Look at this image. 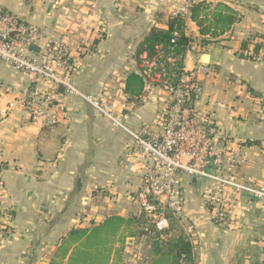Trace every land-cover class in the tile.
<instances>
[{
  "label": "crops",
  "instance_id": "1",
  "mask_svg": "<svg viewBox=\"0 0 264 264\" xmlns=\"http://www.w3.org/2000/svg\"><path fill=\"white\" fill-rule=\"evenodd\" d=\"M179 1L0 0V5L45 27L50 36L73 44L85 39L92 51L82 56L73 84L118 111L128 101L125 78L137 69L136 44L155 22L165 27ZM205 1L225 3L242 17L220 41L203 48L211 72L199 74L205 91L199 106L215 117L219 135L236 142L260 141V149L254 144L243 148L238 171L264 185V43L255 60L239 55L251 53L240 48L242 40L264 35V0ZM47 17L49 26L44 25ZM186 27L189 36L200 38L194 22L188 20ZM196 54H185V68L196 65L202 53ZM33 86L25 73L0 58V264H50L72 228L99 224L112 214L139 213L132 198L138 181L127 154L128 134L83 97L65 92L56 93L52 122H29L20 101ZM250 89L259 94V121ZM160 96L154 89L145 102L128 105L121 114L125 124L137 128L150 123ZM9 102L13 107L4 113ZM180 178L196 264H264V198L250 202L229 192L231 220L223 228L204 205L205 181ZM150 252L147 235L127 237L121 262L149 264Z\"/></svg>",
  "mask_w": 264,
  "mask_h": 264
},
{
  "label": "built area",
  "instance_id": "2",
  "mask_svg": "<svg viewBox=\"0 0 264 264\" xmlns=\"http://www.w3.org/2000/svg\"><path fill=\"white\" fill-rule=\"evenodd\" d=\"M196 2L180 0L171 16L181 15L186 23L190 20V8ZM90 50L85 39L73 44L55 38L47 34L45 27L31 25L0 5V58L34 83L20 101L27 120L41 124L52 122L57 88L63 86L65 93L83 97L113 126L125 131L129 136L127 154L135 165L138 181L132 198L139 211H153V200L160 206L156 229L166 228L172 218L191 236L193 224L184 214L181 175L205 181L204 204L219 226H226L231 220L229 192L250 202L264 198L262 184L257 185L251 177L238 174L241 156L237 142L219 135L215 117L199 106L205 97L199 74H209V64L197 62L191 68L184 65L175 82H171L165 77L167 72L158 48L150 58L142 54L135 70L145 81L138 102H145L154 89L160 90L161 96L153 120L132 128L125 124L121 114L134 102L122 103L117 111L97 98L82 94L73 84V72ZM203 52L200 38H192L186 53ZM167 61L171 59L168 57ZM12 107L13 103L9 102L4 113ZM2 186L0 162V191Z\"/></svg>",
  "mask_w": 264,
  "mask_h": 264
},
{
  "label": "trees",
  "instance_id": "3",
  "mask_svg": "<svg viewBox=\"0 0 264 264\" xmlns=\"http://www.w3.org/2000/svg\"><path fill=\"white\" fill-rule=\"evenodd\" d=\"M241 17V13L225 3L213 4L205 0L193 4L189 15V19L198 28L200 46L203 48L220 41L221 36L239 22ZM185 30L186 23L178 14L170 16L165 27L155 22L135 47L136 62L141 61L140 56L144 53L150 58L158 48L161 51L160 61L167 72L165 77L175 82L184 66L187 46L192 41V37L187 35ZM255 37L256 35L252 34L250 38ZM250 41L252 40H242L240 48L247 50ZM260 47V43H254L251 53L244 56L239 53V55L253 60ZM168 57L171 61H167ZM144 84L143 76L137 72L132 71L127 74L124 91L128 101H138ZM259 142V140L246 141L247 145ZM152 202L155 203V209L149 213L139 211L138 216L128 217L112 214L99 224L72 228L57 247L50 264H122L121 253L126 238L141 235L150 238L149 264H196L190 238L176 228L172 218L169 219L166 228L156 229L155 220L161 208L156 201ZM164 214L167 215L166 212Z\"/></svg>",
  "mask_w": 264,
  "mask_h": 264
},
{
  "label": "rangeland",
  "instance_id": "4",
  "mask_svg": "<svg viewBox=\"0 0 264 264\" xmlns=\"http://www.w3.org/2000/svg\"><path fill=\"white\" fill-rule=\"evenodd\" d=\"M256 35V37L255 38H253V39H251L250 37H251V35L247 38L248 40L250 39V40H252V41H250L249 42V45H248V51H251V49H252V46H253V44L254 43H264V41H262L261 39H263L264 40V35L262 34V35H258V34H255ZM101 37V36H100ZM137 45V44H136ZM94 48V47H93ZM91 51H92V49H91ZM241 54L244 56V54H243V52H241ZM246 55H248V53H246ZM262 56H264V54H262ZM133 57H134V59H135V62H136V56H135V54L133 55ZM192 57H194V58H196L197 57V54L196 53H192ZM260 57V52L258 51V54L256 55V58L255 59H257V58H259ZM244 58H246V56L244 57ZM255 59H253V60H255ZM137 63V62H136ZM250 95L253 97V98H256V106H257V109H255L254 110V117L256 118V120L257 121H259L260 120V116H259V94L257 93V91H255V90H253V89H250ZM246 141H248V140H245V141H239L238 140V142H237V144H238V149L240 150V156H242V152H243V148L245 147V146H249V145H247V143H246ZM255 146H257L258 147V149H260V148H262V147H259V145H260V142L259 143H257V144H254ZM239 170V167L237 168V171ZM238 174L239 175H241V176H243V177H246V176H248V177H251L252 179H254V181H255V184H257V185H259L260 184V181L258 180V178H256V177H254V176H252V175H249V174H240V172L238 171ZM264 186V185H263ZM260 199H263V198H260ZM204 201V200H203ZM205 205V204H204ZM205 207H206V205H205ZM207 209V208H206ZM209 212V211H208ZM210 214V213H209ZM210 217H211V215H210ZM211 219H212V221L215 223V224H217V222L211 217ZM191 222V221H190ZM227 222V221H226ZM225 222V223H226ZM174 225L176 226V228H179L182 232H183V230H182V228L176 223V222H174ZM221 227H223V228H225V226H221ZM184 233V232H183ZM194 254H195V252H194Z\"/></svg>",
  "mask_w": 264,
  "mask_h": 264
},
{
  "label": "water",
  "instance_id": "5",
  "mask_svg": "<svg viewBox=\"0 0 264 264\" xmlns=\"http://www.w3.org/2000/svg\"><path fill=\"white\" fill-rule=\"evenodd\" d=\"M44 25L45 26H49L50 25V18L47 17L44 21ZM209 58H210V55L208 53H202L198 59V62L199 63H202V64H209ZM57 92L59 93H63L64 92V88L63 86H59L57 88Z\"/></svg>",
  "mask_w": 264,
  "mask_h": 264
}]
</instances>
